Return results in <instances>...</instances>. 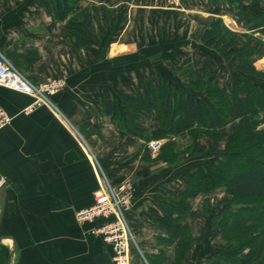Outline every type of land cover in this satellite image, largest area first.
<instances>
[{"label": "crops", "instance_id": "obj_1", "mask_svg": "<svg viewBox=\"0 0 264 264\" xmlns=\"http://www.w3.org/2000/svg\"><path fill=\"white\" fill-rule=\"evenodd\" d=\"M236 1L181 0L172 7L166 0H95L100 7L104 4L119 8V16L126 11V26L120 35H177L180 40L183 35H197L200 19L207 23L218 16L230 28L244 30ZM260 3L264 6V0ZM83 5L96 6L80 0L78 6ZM37 8L34 13L31 9L24 10V0H0V51L5 57L13 50L21 54L27 49H36L41 55L46 51L43 47L47 38H52L53 48L60 37L67 36L45 35L52 31L66 32L65 22L57 20L49 29L48 25L54 21L52 14L38 0ZM40 14L43 23L36 18ZM91 15L90 11L87 23ZM40 25L45 30H39ZM260 48L264 50V38ZM196 50L197 47H190L185 57ZM201 55L194 64L214 71L209 54ZM41 60L42 57L30 64L31 72L28 71L35 83L41 80L37 74ZM139 72L148 74L139 80L140 84L132 82L126 90L90 80L92 97L84 94L85 82L69 83L68 89L76 90L78 97L65 92L69 97L59 101L61 108L52 101L57 109L39 104L30 113H24L23 109L33 101L32 96L0 85V107L11 116V121L0 128V186L4 196L0 248L10 255V264H111V245L91 232L102 220L80 224L74 215L76 209L93 202L103 174L113 186L128 183L130 187L125 217L134 240L131 264H211L210 258L223 249L221 231L211 220L218 213L202 217L196 201L208 193L200 194L189 200L191 207L184 218L193 240L185 257L175 262V241L169 240V231L160 224L156 213L163 211L158 203H168L183 188L184 173L206 161L187 154V160L177 165L148 162L142 158L140 136L120 128L101 107L104 98L114 99L128 90L129 93L143 90L144 79L151 70ZM213 77L223 88H230L227 77L224 82L215 74ZM143 114L152 112L138 115L140 126L148 127L142 124ZM156 125L154 130L159 128L157 122ZM203 137L197 139L201 148L202 140L207 139Z\"/></svg>", "mask_w": 264, "mask_h": 264}, {"label": "trees", "instance_id": "obj_2", "mask_svg": "<svg viewBox=\"0 0 264 264\" xmlns=\"http://www.w3.org/2000/svg\"><path fill=\"white\" fill-rule=\"evenodd\" d=\"M38 1L54 18L49 29L54 27L55 21H64L75 49L91 44L86 15L74 11L80 0ZM246 1V8L235 2L244 27L264 38V6L260 0ZM200 38L204 46L216 50L240 72L264 80V69L258 68L254 59L255 55L264 56L260 48L262 39L252 44V35L230 28L221 17L212 19ZM19 57L28 66L40 55L36 49H27ZM176 69L186 78L188 88L198 91V95L156 73L144 79L143 90L123 94L119 100L104 99L101 107L117 122L122 120V107L129 127L140 134L142 144L149 139H164L155 158L172 165L180 152L175 150L179 139L190 137L191 143L185 151L193 156L202 150L197 142L199 134L219 139L223 136L220 130L237 120L227 136L222 155L213 156L185 172L183 188L170 197L168 203L159 202L163 214L156 215L169 231V240L175 241V262L179 263L193 240L189 225L184 222L190 210L189 200L213 188H221L230 196L231 204L213 221L218 218L226 243L210 258V263L264 264V128L259 127L264 123V87L232 77L230 88L225 89L212 78L213 71L191 65L190 57H185ZM140 112H153L159 128L154 131L142 128L138 119ZM142 158H151L146 149ZM0 264H8V255L1 248Z\"/></svg>", "mask_w": 264, "mask_h": 264}, {"label": "rangeland", "instance_id": "obj_3", "mask_svg": "<svg viewBox=\"0 0 264 264\" xmlns=\"http://www.w3.org/2000/svg\"><path fill=\"white\" fill-rule=\"evenodd\" d=\"M166 1L170 3L172 7L179 5L181 2V0ZM237 1L240 3L242 8L248 7V2L246 0ZM85 2H90L91 5L96 6L92 8V6L85 7L84 5L78 6L77 4L74 11L81 12L83 16L86 15L87 21L89 17V12H92L91 18L89 19L90 23H87L89 24L88 26H90L91 29V44L86 48L75 49L73 45V38L70 37L69 34L65 32V30H59L55 32L52 31L46 33L45 35L67 36L60 37V40L56 43L57 45H55L53 48L52 38H47L45 41L46 44L43 47V49L46 51H42L41 55L39 54L40 58L42 57V60L38 64L39 68L37 74L41 80L37 81V83H43L49 79H59L64 82L63 87H61L60 89H56L54 90V92L49 93L47 95L51 101H54V103L58 105V108H61V99L69 96L78 97V95L74 93L76 90L70 91V89H68L69 83L73 84L79 80L82 81V83L85 82L87 84V92H83L85 96L92 97L94 94L93 89L90 90V80H95L97 81V83L102 84L104 86L109 85L111 83L113 85L118 86L120 89L126 90L127 87H129L130 83L135 82L140 84L142 82L139 80H141L142 77L147 75L148 73L139 71H144L146 69L151 70V73H149L150 75H154L155 71L158 70L160 71L161 75L167 77L174 85L183 86L184 88H186V90L198 95V91H192L188 88L186 84V78L180 75L178 70L176 69V65L182 62V60L186 56V51L192 46L197 47V50L192 52L193 54L197 55H188V57H190L191 65L197 67L194 63L201 59V53H208L212 61L214 62L215 67L212 75L213 79L214 74L215 76L221 77L222 80L224 77H227L225 78V80L227 79V81H230L232 77H237L241 80L248 82L254 81L251 83L259 84L260 86L264 87V80H256V78L252 76H248L247 74L241 73L235 68L231 61H227L225 59L223 60V57L216 50L203 45L200 38L201 34L204 29L208 26L209 22L216 17L210 18L207 23L204 19H202V21L200 19L198 21L197 35H183L182 40H180V36L177 35H148V37L147 35H120L121 29L126 26V11L123 12V15L121 14L119 16V8H112L104 4L103 7H100L99 4H97L98 2L96 3L95 0H85ZM30 6H32V8ZM36 8L37 0H24V10L31 9L34 11V13H36ZM116 15H118V17ZM42 16L43 14L39 17L36 16V18L39 20V23H43L44 21ZM38 28L39 30H45L44 26L41 25L38 26ZM244 31H247L249 35H252V44H255L258 39H262L260 36L246 30L245 27L244 30L240 32ZM201 47L204 50H201ZM10 54L7 56L11 64L21 73H24L32 81V78L28 72L30 71V65L26 66L22 62L21 57H19V54L16 51L13 50ZM254 59H256V66L259 65L260 61L264 62V56L258 57L255 55ZM230 75H232V77H230ZM65 92L70 95L67 96ZM129 92L130 90H128L127 93L125 92V95H129L132 93ZM120 97L121 95H118L116 99L119 100ZM121 114L122 123L118 122L120 128L130 130L139 137L140 134L134 132V130L129 127L128 122L126 120V112L122 107ZM141 121L143 125L148 126L141 127L144 129L146 128L149 131H154V129L157 127L156 122L158 123L156 116L153 112L152 115L143 114L141 117ZM235 123H237V120L224 126L220 130L223 136L219 139H210L202 133L199 134L197 136V139L200 135H203L207 139L202 140L203 148L200 153L193 155V158H200L203 159V161H207L213 156L220 157L224 150L227 141V136L232 133V128ZM259 127L264 128V123L260 124ZM80 131H82V133L84 134L86 132L84 129H80ZM145 133L146 132H144L143 134ZM139 138L141 140V137ZM151 140L155 139H149L145 142V144H142V142H140L139 148L146 149V151L150 155L151 158L147 160L148 162H151L152 164L157 162L161 163L163 161L155 158V155L160 152L162 147H160L155 153L150 152L148 149V143ZM162 140L164 142V139ZM190 143V137H186V139L182 138L177 141L175 145V150H178V152H180L178 154L175 164L173 165H177L180 162L182 163L183 161L187 160L185 158H188V155L191 156L188 152L185 151L186 147H188ZM167 164L169 165L170 163ZM102 180L108 181L105 174L102 175ZM204 193H208L207 197H200L196 201L198 205L197 209L201 213L203 218H206L207 215H210V213H218L215 215L217 216L221 211L229 207L231 204L230 196L226 194L221 188H213L207 192H203L200 194ZM214 217L211 218L212 223L217 224L218 228L220 229L218 223L219 220L217 218L215 221H213Z\"/></svg>", "mask_w": 264, "mask_h": 264}, {"label": "built area", "instance_id": "obj_4", "mask_svg": "<svg viewBox=\"0 0 264 264\" xmlns=\"http://www.w3.org/2000/svg\"><path fill=\"white\" fill-rule=\"evenodd\" d=\"M63 83L59 79H49L43 83L31 81L24 73L17 70L0 51V85L33 97V101L23 109L24 113H30L39 104L57 109L47 95L63 87ZM10 121V114L0 107V128L6 126ZM162 144V139L151 140L148 143V149L155 153ZM129 201L130 187L128 183L112 186L107 180H101L93 194V202L76 209L74 213L80 224L93 222L96 219L102 220L91 229V232L101 236L111 245V264H131L130 249L134 240L125 217Z\"/></svg>", "mask_w": 264, "mask_h": 264}, {"label": "water", "instance_id": "obj_5", "mask_svg": "<svg viewBox=\"0 0 264 264\" xmlns=\"http://www.w3.org/2000/svg\"><path fill=\"white\" fill-rule=\"evenodd\" d=\"M257 67L261 68V69H264V62H260L259 65H257ZM3 205H4V196H3L2 188L0 186V220H1V217H2ZM8 264H10V255L8 256Z\"/></svg>", "mask_w": 264, "mask_h": 264}]
</instances>
